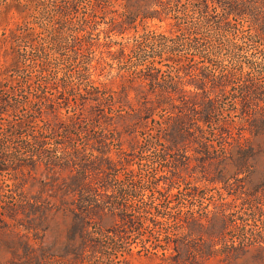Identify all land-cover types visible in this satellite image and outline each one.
<instances>
[{"label": "trees", "instance_id": "trees-1", "mask_svg": "<svg viewBox=\"0 0 264 264\" xmlns=\"http://www.w3.org/2000/svg\"><path fill=\"white\" fill-rule=\"evenodd\" d=\"M77 2L88 7L81 16H73ZM67 10L68 22L78 19L75 35L51 29L37 44L34 29L17 26L0 38L9 44L0 66L5 264H44L35 255L52 250L84 264V255L98 253L92 223L105 229L117 222L106 200L137 197L138 185L146 177L157 182L159 173L172 176L162 187L170 190L167 203L186 197L172 189L178 179L231 191L206 222H184L200 240L198 261L264 264V233L241 238L236 232L251 221L243 216V227L231 230L236 201L264 229V103L257 104L264 92V0H73ZM99 15L108 16L103 29L96 27ZM155 21L168 29L150 31ZM17 40L33 47L25 61ZM60 47L71 49L70 66L53 76L49 66ZM238 106L242 117L232 115ZM148 198L140 206L142 226L161 217L160 204ZM152 210L156 217L148 216ZM65 234L67 243L49 242Z\"/></svg>", "mask_w": 264, "mask_h": 264}, {"label": "rangeland", "instance_id": "rangeland-1", "mask_svg": "<svg viewBox=\"0 0 264 264\" xmlns=\"http://www.w3.org/2000/svg\"><path fill=\"white\" fill-rule=\"evenodd\" d=\"M72 1L35 0L32 3L27 0H0V38L8 36L9 30L17 26L34 29L37 35V44L40 43L41 38L46 37L53 31L51 29L59 30L64 37L65 35L67 37L68 35H75L76 30H78V19H72L73 22H68L69 17L72 15L68 17L67 6L71 5ZM18 2L23 6L18 7ZM7 3L9 6H7ZM76 8L79 13L73 16H81V12H84L88 7L84 3L77 2L75 4ZM118 10L119 8L114 11L118 13ZM107 21L108 16L99 15L96 27L103 29ZM149 25L150 31L156 33L164 32L168 29L166 24L158 21L150 22ZM95 33L97 32L95 31ZM127 37L124 39L125 42L133 40L132 36H130L132 39ZM113 38L121 39L120 37ZM15 44L19 47L21 61H25L26 56L34 52L32 45L27 46L29 45L28 43L17 40ZM8 48L9 44L0 45V66L5 62V51ZM58 52L59 58L49 66L53 76L63 75L64 70L70 66L68 59L72 55L71 49L60 47ZM115 72L113 70V73ZM67 79V82H69L68 75ZM259 96L261 101H257V104L260 105L264 103V92L260 91ZM240 109V106H238V111L232 115L242 117ZM64 112L71 115L74 114L73 109H67ZM135 162H137L136 159L133 164ZM134 168L136 169L137 166L135 165ZM120 177L127 179V175L124 172L121 173ZM171 178L170 174L159 173L157 182L148 183L146 177L143 183L138 185L139 192L136 195L137 197L115 198V196H112L107 199L106 206H109V208L119 214L117 222L110 224L105 229H102L98 222L92 223L91 232L93 239L91 240V246H94L98 253L93 252L84 255V264H225L215 259L204 262L198 261L197 246L200 240L183 227L185 225L184 222L194 216H197L202 222H206L207 215L214 209L215 205L219 204L220 200H231L233 198L230 196L231 191H229V188L220 190L216 187L203 190L202 184L178 179L173 188L170 187L169 189L172 188L174 193H176V189L180 188L186 194L184 195L186 197H183V195L173 197L170 200L171 203H167L165 202V196L168 195L170 190H162V187L166 186ZM143 186H147L151 192H143L140 189ZM156 186L163 194L156 192L157 189H154ZM111 187H117V183H112ZM146 195L149 196V203L160 204L161 210L159 211L160 215L159 213L158 215L161 217L156 223L146 221L145 225L142 226V221L140 220L141 224H139L138 218L139 214L144 212L140 209V206L142 199L146 198ZM114 203L119 204L115 205ZM167 207H172L173 209L170 210ZM246 213H249L248 205L243 201H236V207L231 211V219L233 220L231 230L237 231L235 226L238 224L241 228L243 227L242 221L238 220V216H243L251 221L247 224L246 230L236 232L241 238L251 236L254 233H264V229L262 231L259 224L255 223V219L258 217H249ZM156 215L157 213L154 210H152L151 214H148L152 218L156 217ZM260 225L262 226V224ZM58 240L61 243H67L66 234L62 238L52 236L49 242H58ZM145 246H149V248L146 249ZM35 257L42 260L44 264H72L68 262V260L72 259L71 256L67 257L63 252L56 253L54 250L46 253L39 252ZM0 259L5 264L7 259L10 258L0 250Z\"/></svg>", "mask_w": 264, "mask_h": 264}]
</instances>
